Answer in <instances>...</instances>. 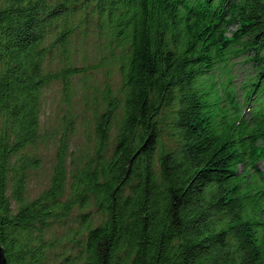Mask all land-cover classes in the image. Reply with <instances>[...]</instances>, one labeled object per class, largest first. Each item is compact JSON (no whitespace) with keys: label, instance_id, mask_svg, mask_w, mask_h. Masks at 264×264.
Masks as SVG:
<instances>
[{"label":"trees","instance_id":"obj_1","mask_svg":"<svg viewBox=\"0 0 264 264\" xmlns=\"http://www.w3.org/2000/svg\"><path fill=\"white\" fill-rule=\"evenodd\" d=\"M91 35L103 53L78 65ZM103 66L92 148L69 167V116L49 186L27 198L45 88ZM263 164L264 0H0L6 264H264Z\"/></svg>","mask_w":264,"mask_h":264},{"label":"rangeland","instance_id":"obj_2","mask_svg":"<svg viewBox=\"0 0 264 264\" xmlns=\"http://www.w3.org/2000/svg\"><path fill=\"white\" fill-rule=\"evenodd\" d=\"M85 43L80 52L75 55V61L78 65L88 66L99 61L103 53L101 45L93 35ZM231 75L235 76L234 82H241L251 71L243 57L231 60ZM60 63L55 58L52 61V68H58ZM108 69L106 66L86 74V80H81L80 75L73 78L71 88L66 90L60 80L51 82L44 90L41 112V131L45 140L41 141L33 149L40 158V166L29 174L27 184V198L37 197L49 184L53 174L54 164L56 162L59 137L63 131V123L69 117H73L76 122L75 131L70 137V156L68 160L69 167L72 166L73 159L79 157L83 151H87L93 146V119H94V88L102 87V84L108 80ZM215 78L226 79V74L218 71ZM217 80V81H218ZM114 87L118 88L120 79L117 72L111 76L108 81ZM74 154V155H73ZM264 169V164L262 165ZM65 228L60 224H54L49 231V237L62 236ZM60 256L54 255L51 258V264H56Z\"/></svg>","mask_w":264,"mask_h":264},{"label":"water","instance_id":"obj_3","mask_svg":"<svg viewBox=\"0 0 264 264\" xmlns=\"http://www.w3.org/2000/svg\"><path fill=\"white\" fill-rule=\"evenodd\" d=\"M0 264H6V258L4 256V251L1 244H0Z\"/></svg>","mask_w":264,"mask_h":264}]
</instances>
